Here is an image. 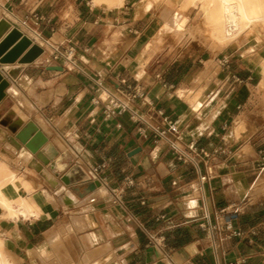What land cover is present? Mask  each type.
<instances>
[{"label": "crops", "instance_id": "1", "mask_svg": "<svg viewBox=\"0 0 264 264\" xmlns=\"http://www.w3.org/2000/svg\"><path fill=\"white\" fill-rule=\"evenodd\" d=\"M258 1L257 15L242 22L251 30L221 41L212 26L226 24V16L214 21L199 0H125L113 8L90 0H0V20L34 43L38 32L62 50L73 47L76 63L48 64L49 48L30 62H0L10 84L0 102V161L33 186L21 191L39 209L36 217L0 218L16 264H264V190L252 192L264 179ZM159 8L174 11L184 29L169 28ZM99 81L150 125L129 110L105 116ZM30 123L44 133L42 143L33 142L36 130L26 133ZM172 123L189 159L152 128ZM47 144L57 151L53 158ZM23 149L53 182L19 158ZM99 164L105 167L94 172ZM120 188L124 207L116 202ZM151 235L164 236L162 246Z\"/></svg>", "mask_w": 264, "mask_h": 264}, {"label": "bare ground", "instance_id": "2", "mask_svg": "<svg viewBox=\"0 0 264 264\" xmlns=\"http://www.w3.org/2000/svg\"><path fill=\"white\" fill-rule=\"evenodd\" d=\"M192 1L197 0H186V2ZM199 1H201L202 6L208 16H215L214 21H221L222 18L226 16V19L223 18V20L227 22L226 24H214L212 26L214 36L221 41L234 40L241 32L251 28V26L247 24H242V22L244 20H252L246 19L245 17H255L257 15L256 8L260 4V1L258 0ZM94 2L97 5L104 4L108 8H113L123 5L125 0H94ZM214 5L216 9H213ZM164 16L166 19L165 21L167 23V26L173 31H181L184 29L182 27L179 16L174 11H171L170 9L166 8ZM261 86H264V75L261 81ZM33 130H36L37 132V135L34 138L33 142L35 144L42 143L45 140L44 133L39 130L37 125H35L34 123H30L26 127V133L30 134ZM24 138H27L26 135ZM44 150L51 158H53L57 152L55 147L51 144H47ZM19 153V158H22L24 162H29L31 160L30 162L36 168L41 169L42 172L48 177V180L53 182L54 179L52 175L48 172V170L43 168L38 162L34 161L31 158V154L26 149H23ZM53 165H56V162H53ZM23 187L29 191H31L33 188V186L25 178L16 173V171L12 169L7 163H5L4 161H0V208L2 209V215L14 219L20 217L21 215L25 217L30 215H34L35 217L38 216L39 209L37 208V202L34 201L32 194H29L28 196L22 194L21 189ZM3 243V239L0 238V264H12L3 255Z\"/></svg>", "mask_w": 264, "mask_h": 264}, {"label": "built area", "instance_id": "3", "mask_svg": "<svg viewBox=\"0 0 264 264\" xmlns=\"http://www.w3.org/2000/svg\"><path fill=\"white\" fill-rule=\"evenodd\" d=\"M26 24V22H24ZM37 41L39 45L44 49H51V55L47 57L46 61L48 64H52L53 62L58 61L59 59L63 58L66 63H68L70 66H76V63L74 61L75 58V49L73 47L66 48L64 50L60 49L59 47H56L54 44H52L48 39L43 37L40 33L37 32ZM222 65L224 67H229V58L225 57L223 59ZM98 85L101 89L106 90L107 93V102L105 104V110L104 114L107 117H111L117 113H122L123 111L129 110L130 114L133 118L140 120L141 122L150 125L149 120L146 119L143 115L137 113L135 110L131 109L130 106L127 103L122 102L115 94L112 92H109L103 83L101 81L98 82ZM144 100L148 103L149 100L146 96H143ZM152 126V125H151ZM153 130L157 133L159 137L165 138L167 142L169 143L170 147L174 150L175 154L180 159H189L190 154L186 152L184 149H182L178 143V136L180 134L179 126L175 123H172L169 128L160 129L156 127H152ZM105 167V164H99L95 168H93L94 172L102 170ZM209 174H211V171L205 174H201L200 176V187L202 188L204 183L209 179ZM101 181L105 184H108L107 179L101 178ZM124 191V188H120L116 190V202L120 206L125 205L123 198H122V192ZM232 215L233 212H228L227 215V223L228 226H232ZM130 219H134L135 217L131 214L129 215ZM232 233L235 235H242V231L240 229L233 228ZM165 238L162 235L159 236H150L151 243L157 244L158 246H162V243L164 242ZM231 264H244V260L231 263Z\"/></svg>", "mask_w": 264, "mask_h": 264}, {"label": "water", "instance_id": "4", "mask_svg": "<svg viewBox=\"0 0 264 264\" xmlns=\"http://www.w3.org/2000/svg\"><path fill=\"white\" fill-rule=\"evenodd\" d=\"M11 29L5 38L0 42V62L8 63L20 60V62H30L40 56L44 49L37 43H34L28 36L22 33L17 27L12 26L11 22L3 18L0 20V38L2 35ZM18 41L14 46H12ZM50 69L62 70L63 66H50ZM9 81L0 73V102L6 96V89L9 87ZM134 150L132 154L137 153ZM44 162L43 156L38 155Z\"/></svg>", "mask_w": 264, "mask_h": 264}, {"label": "rangeland", "instance_id": "5", "mask_svg": "<svg viewBox=\"0 0 264 264\" xmlns=\"http://www.w3.org/2000/svg\"><path fill=\"white\" fill-rule=\"evenodd\" d=\"M156 1H158V0H156ZM161 1H165V0H161ZM90 2H92L93 4H95L94 0H90ZM103 5H104V4H103ZM168 9H169V8H168ZM161 11H162V9H160V8L157 10L158 15H161ZM165 12H166V8L163 9V11H162V15H164ZM166 25H167V23H166ZM205 80H208V77L205 78ZM261 88H262V90H263V94H264V86H261ZM201 93H202V88H200V89L197 91V93L195 94V96L198 97V96L201 95ZM184 95H185V96H184L185 98H189L188 93H186V94L184 93ZM0 138H2V137H0ZM9 164H10L11 167L16 171V173H18L19 175H21V173L19 172V170L13 166V163H9ZM256 188H257V187L254 186L252 192L256 193L257 190H259V192H261V191L264 190V179H263V180H260V184H259V186H258V189H256ZM262 193H264V191H263ZM1 212H2V209L0 208V218L2 217ZM0 238H3V236L1 235V233H0ZM2 250H3V255H4V257H5L8 261H10L12 264H16L14 258L11 256L9 250H8V252L6 251V248H5L4 243H3V246H2Z\"/></svg>", "mask_w": 264, "mask_h": 264}]
</instances>
